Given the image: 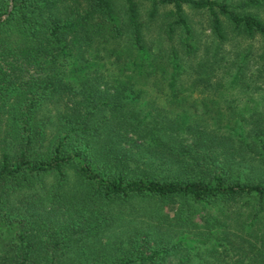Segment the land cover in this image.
<instances>
[{
    "label": "trees",
    "instance_id": "trees-1",
    "mask_svg": "<svg viewBox=\"0 0 264 264\" xmlns=\"http://www.w3.org/2000/svg\"><path fill=\"white\" fill-rule=\"evenodd\" d=\"M260 11L0 0V264H264V113L192 96L264 77Z\"/></svg>",
    "mask_w": 264,
    "mask_h": 264
},
{
    "label": "rangeland",
    "instance_id": "rangeland-1",
    "mask_svg": "<svg viewBox=\"0 0 264 264\" xmlns=\"http://www.w3.org/2000/svg\"><path fill=\"white\" fill-rule=\"evenodd\" d=\"M260 14L264 16V11H260ZM162 20H163V10H161V13L158 16L157 20L151 25L149 29V36L151 38H159L158 37L160 36L159 23ZM195 24L198 33H200L202 42L205 43L206 41H209L210 30L209 27L206 25L207 23L205 18L203 19L201 15L197 14L195 16ZM239 38L240 37L236 36L226 44V48L232 51L231 54H234L237 50H241L244 52L243 48L248 45H252V50L254 49V51H259L258 46H260L261 44L258 38L253 40L248 39L245 41L239 40ZM230 56L233 57L232 55ZM257 67L258 66L256 64H253L250 71H248L246 75V80L248 85L245 88L239 87L232 92H227L224 94V89H222L221 91L220 90L214 91L213 89L198 87V89H196V91L192 93V96L197 100H203L207 98L218 99L220 100V105L225 111H226L224 107L225 103L223 102L224 99L232 103L234 110H237L238 108H242L243 106L246 105L249 109L251 108L250 111L257 110L254 113L255 115L254 117L260 119L261 118L260 114L262 112L264 113V77L260 78L259 72L256 71ZM246 116H248L249 121L254 118L253 116L251 117V112L247 113ZM121 228H123V226ZM85 245H86V241H79L75 244V249L78 251L80 250V246L83 247ZM85 258L86 257H83L81 258V260H84Z\"/></svg>",
    "mask_w": 264,
    "mask_h": 264
}]
</instances>
